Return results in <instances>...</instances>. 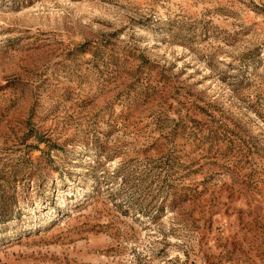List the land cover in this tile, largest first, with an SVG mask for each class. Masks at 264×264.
Returning a JSON list of instances; mask_svg holds the SVG:
<instances>
[{
  "label": "rangeland",
  "instance_id": "rangeland-1",
  "mask_svg": "<svg viewBox=\"0 0 264 264\" xmlns=\"http://www.w3.org/2000/svg\"><path fill=\"white\" fill-rule=\"evenodd\" d=\"M0 264H264V0H0Z\"/></svg>",
  "mask_w": 264,
  "mask_h": 264
}]
</instances>
